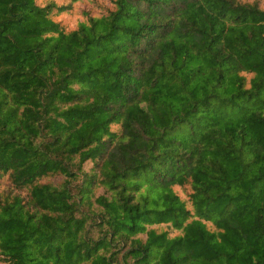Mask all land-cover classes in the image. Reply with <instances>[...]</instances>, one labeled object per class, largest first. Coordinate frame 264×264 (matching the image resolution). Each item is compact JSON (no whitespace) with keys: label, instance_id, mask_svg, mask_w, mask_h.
I'll return each mask as SVG.
<instances>
[{"label":"trees","instance_id":"trees-1","mask_svg":"<svg viewBox=\"0 0 264 264\" xmlns=\"http://www.w3.org/2000/svg\"><path fill=\"white\" fill-rule=\"evenodd\" d=\"M0 264H264V0H0Z\"/></svg>","mask_w":264,"mask_h":264},{"label":"rangeland","instance_id":"rangeland-1","mask_svg":"<svg viewBox=\"0 0 264 264\" xmlns=\"http://www.w3.org/2000/svg\"><path fill=\"white\" fill-rule=\"evenodd\" d=\"M66 20L68 22H72L73 19L75 18V15L74 14H67L66 15ZM189 191V187L186 185L185 188H179V192L182 194V195H185L187 192Z\"/></svg>","mask_w":264,"mask_h":264}]
</instances>
